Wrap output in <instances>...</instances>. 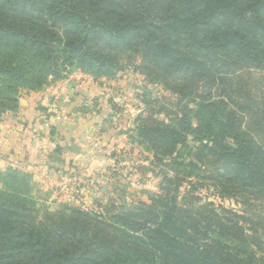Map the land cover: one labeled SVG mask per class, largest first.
Listing matches in <instances>:
<instances>
[{
	"label": "trees",
	"instance_id": "obj_1",
	"mask_svg": "<svg viewBox=\"0 0 264 264\" xmlns=\"http://www.w3.org/2000/svg\"><path fill=\"white\" fill-rule=\"evenodd\" d=\"M219 52L264 68V0H0V121L18 109L22 90H42L48 78H112L127 55L164 84L168 76L208 81L213 69L231 70ZM137 134L183 180L264 201V145L242 136L224 102L194 101ZM179 179L108 219L67 204L39 216L31 174L10 167L0 173V264H264V242L193 189L180 196Z\"/></svg>",
	"mask_w": 264,
	"mask_h": 264
},
{
	"label": "rangeland",
	"instance_id": "obj_2",
	"mask_svg": "<svg viewBox=\"0 0 264 264\" xmlns=\"http://www.w3.org/2000/svg\"><path fill=\"white\" fill-rule=\"evenodd\" d=\"M126 56L121 61L123 69L112 78L94 79L83 74L93 80H102L101 84L108 83L103 87L102 98L94 96L97 101L91 99L90 107L97 110L94 104L103 101L104 113H98V116L103 117L102 123L111 137L102 143L93 142L90 150L75 163L74 169L62 174L55 172L54 182L33 181L35 191L39 192V216L44 211L43 206L55 212L67 204L108 219L122 209L150 203L152 197L163 194L162 189L167 187L166 179L177 173L180 196L193 189L192 195L201 203H211L218 212L230 211L239 218L237 221L249 235L264 242L263 200L250 193L220 189L199 177L183 180L181 168L175 171L166 157H159L158 161L146 144L139 143L137 134L140 124L152 121L169 123L184 107H192L194 101L204 99L224 102L226 109L239 119L242 136L264 145V68L256 70L219 52V59L224 56L229 62V74L217 73L226 70V66H222L218 70L213 69L214 76L208 81L201 78L173 81L168 76L167 84H164L138 68L141 65L138 57L128 61ZM75 73L80 72H72L58 80L48 78L46 85L59 83ZM28 91L31 90H22L18 101L23 92ZM188 143L192 148L196 146L190 137ZM183 158L185 156L179 160Z\"/></svg>",
	"mask_w": 264,
	"mask_h": 264
},
{
	"label": "crops",
	"instance_id": "obj_3",
	"mask_svg": "<svg viewBox=\"0 0 264 264\" xmlns=\"http://www.w3.org/2000/svg\"><path fill=\"white\" fill-rule=\"evenodd\" d=\"M101 83L75 73L40 91L23 92L18 109L4 114L0 121V173L12 167L31 174L35 183L49 184L54 182L55 172L74 169L93 142L110 138L103 117L98 116L104 113L103 101L94 104L97 110L90 107V100L101 97L108 85ZM56 98L58 120L52 119Z\"/></svg>",
	"mask_w": 264,
	"mask_h": 264
},
{
	"label": "built area",
	"instance_id": "obj_4",
	"mask_svg": "<svg viewBox=\"0 0 264 264\" xmlns=\"http://www.w3.org/2000/svg\"><path fill=\"white\" fill-rule=\"evenodd\" d=\"M58 101L59 99L56 98L55 102V106L52 108V113H53V117L52 119L54 120H58L60 117V106H58Z\"/></svg>",
	"mask_w": 264,
	"mask_h": 264
}]
</instances>
